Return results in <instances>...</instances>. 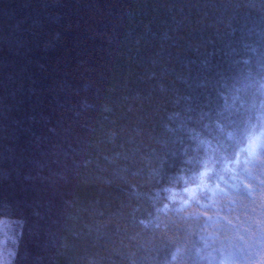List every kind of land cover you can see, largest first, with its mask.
<instances>
[{"label":"trees","instance_id":"trees-1","mask_svg":"<svg viewBox=\"0 0 264 264\" xmlns=\"http://www.w3.org/2000/svg\"><path fill=\"white\" fill-rule=\"evenodd\" d=\"M262 115L264 0H0V251L220 264L236 242L223 218L248 240L261 193L250 205L228 187L214 210L183 190L204 171L264 180L243 131L250 116L259 134ZM247 256L224 264H264V246Z\"/></svg>","mask_w":264,"mask_h":264},{"label":"snow or ice","instance_id":"snow-or-ice-1","mask_svg":"<svg viewBox=\"0 0 264 264\" xmlns=\"http://www.w3.org/2000/svg\"><path fill=\"white\" fill-rule=\"evenodd\" d=\"M220 116H223V113L219 114ZM259 119L264 122V115L260 116ZM231 123H235L234 121H231ZM243 123L246 125V128L243 130L245 134H247V152L248 154L253 157V160L258 159V153H264V123L261 124V129L259 134H255V125L251 123V117L249 116L247 120L243 121ZM220 125H218L219 127ZM249 129H252L253 131L251 133L248 132ZM223 130V128H221ZM230 138H234V132L228 133ZM203 143V142H201ZM253 161H246V163H252ZM208 175L207 172L199 173L198 175L193 176L189 181H186V183H195V188H189L185 187L184 192L188 194L189 200L197 201L198 196H203L204 198H208L207 193L208 191L212 192V196L215 197L217 195H226V193L223 192V190L216 191L213 189H208L206 185L203 184L204 178ZM244 175L247 176L249 179L256 180V177L252 175V172L250 169L244 170ZM182 179V178H181ZM238 179V183H236L233 187L236 189L237 192L243 193L245 196L250 198V205L256 204V198L254 194L261 193L260 199L261 203L259 205V208L252 207L253 213H259V219H250L248 222V228L245 230L246 235L249 237L248 240L245 239L244 235H241L238 229V225L233 224L232 219H229L227 216H225L224 224L221 227L220 231L227 232L229 230L235 232V241L236 242H230V249L227 253V255H224V248L223 246L220 249L221 252V261L220 264H224L225 260H232L237 261L242 258H249L247 256L248 252L251 251L254 244H259L261 246H264V180H259L257 184L254 186H245L243 179ZM219 188V185H217V189ZM172 199H175V197H172ZM188 201H184V203H187ZM234 203V202H233ZM208 219H211L209 217ZM237 221L240 220V217H236ZM141 224L148 226L151 221H140ZM158 226V225H157ZM255 234V235H254ZM225 239H228V237H225ZM205 247H207V244H205ZM15 253L9 252L8 257L14 258ZM9 260H3L0 261V264H10ZM173 260L176 259V256L173 255Z\"/></svg>","mask_w":264,"mask_h":264},{"label":"rangeland","instance_id":"rangeland-1","mask_svg":"<svg viewBox=\"0 0 264 264\" xmlns=\"http://www.w3.org/2000/svg\"><path fill=\"white\" fill-rule=\"evenodd\" d=\"M255 134H258V133H255ZM205 172V171H204ZM242 179V177L236 173L233 169H230L227 173V176H222L220 175L218 177V180H208L206 179V177L204 178L203 180V184L207 186L208 189H213V190H216V191H220V190H223L224 193H227V189L228 187L230 188H234L233 186L238 183V179ZM217 185H219V188L217 189ZM244 185L245 186H249L247 183H245L244 181ZM189 188H195V186H189ZM207 196L208 198H204L203 196H198V200L195 201L198 205H199V208H204V209H207V208H213L214 210L218 209L217 207V202L215 201V197L212 196V192L211 191H208L207 193ZM184 201H188L189 202V197H188V194L186 193V197H184L183 199V202ZM232 204V199H228L224 202V205L226 206H230ZM195 212H202L205 214L206 216V219H208L209 217H211V219H208L209 221H215L220 215L218 212H206V211H202V209H198L197 211ZM2 246V244H1ZM1 255H0V261H3V260H7V255L5 253V251H0Z\"/></svg>","mask_w":264,"mask_h":264},{"label":"built area","instance_id":"built-area-1","mask_svg":"<svg viewBox=\"0 0 264 264\" xmlns=\"http://www.w3.org/2000/svg\"><path fill=\"white\" fill-rule=\"evenodd\" d=\"M232 204H233V201H232ZM229 208H230V206H229Z\"/></svg>","mask_w":264,"mask_h":264}]
</instances>
